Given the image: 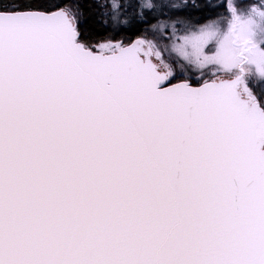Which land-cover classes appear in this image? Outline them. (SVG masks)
I'll use <instances>...</instances> for the list:
<instances>
[{"label": "snow or ice", "instance_id": "6c2138e0", "mask_svg": "<svg viewBox=\"0 0 264 264\" xmlns=\"http://www.w3.org/2000/svg\"><path fill=\"white\" fill-rule=\"evenodd\" d=\"M123 6L0 2V264H264V0Z\"/></svg>", "mask_w": 264, "mask_h": 264}, {"label": "trees", "instance_id": "16d2710c", "mask_svg": "<svg viewBox=\"0 0 264 264\" xmlns=\"http://www.w3.org/2000/svg\"><path fill=\"white\" fill-rule=\"evenodd\" d=\"M0 2H4V0H0ZM139 2L141 5L147 6L149 0H139ZM174 2H175L174 7L176 8L177 6L183 5L185 3V0H174ZM132 3H134V0H125V6L119 8L116 14L112 13L111 11L108 12L107 15L103 16V18L101 19V23H103L106 20L109 26L115 27L118 29L126 28L132 24L139 23L141 20L140 13L144 9L141 7L133 8L129 6ZM151 3L153 5V8L151 9V11L159 13L160 12V0H151ZM174 7H173V11L171 12L165 9V11L168 12V15L161 17V18L167 19L169 21H172L173 19L177 20L178 18L175 13ZM177 24H183V23L178 21Z\"/></svg>", "mask_w": 264, "mask_h": 264}, {"label": "rangeland", "instance_id": "374dc122", "mask_svg": "<svg viewBox=\"0 0 264 264\" xmlns=\"http://www.w3.org/2000/svg\"><path fill=\"white\" fill-rule=\"evenodd\" d=\"M175 6L174 0H160V11L161 10H168L169 12L173 11V7ZM175 8V7H174ZM172 20V19H171ZM174 20V19H173ZM171 21H169L168 26L164 29L165 32H170L171 31ZM176 26H179L178 28L184 29L186 28V25L184 24H177ZM260 27L264 29V23H261ZM150 37H155L157 40L158 47L164 50V59L168 63H174L175 68L178 71H185V68H182L179 62L175 61V57L169 54L168 48L170 47V42H167L166 40L163 39L161 33L159 30L156 31V33L149 32ZM166 44L168 47H166ZM165 67V65H162V68ZM252 80L255 83L256 76L253 74ZM256 90L259 92L262 90L261 85L256 86Z\"/></svg>", "mask_w": 264, "mask_h": 264}]
</instances>
